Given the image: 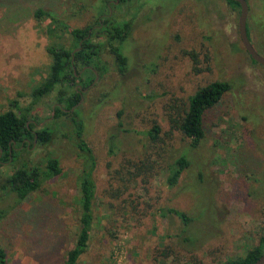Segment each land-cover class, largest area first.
<instances>
[{
    "label": "rangeland",
    "instance_id": "1",
    "mask_svg": "<svg viewBox=\"0 0 264 264\" xmlns=\"http://www.w3.org/2000/svg\"><path fill=\"white\" fill-rule=\"evenodd\" d=\"M248 2V34L264 57V0ZM113 4L0 0V114L15 100L22 106L32 102L33 89L50 69L49 46L72 44L68 29L47 33V13L84 28L97 25ZM40 9L46 13L42 18L36 16ZM240 11L228 0H131L112 7L110 16L118 23L131 22L120 44L127 70L119 72L114 54L105 49L106 68L77 105L95 154L97 186L90 247L78 264H223L260 242L264 66L242 43ZM216 80L230 82L232 89L206 111V136L192 147L170 119ZM58 92L33 109L34 129L53 128L52 140L19 149L16 161L0 166V246L9 264H64L80 230L82 160L70 121L53 117ZM155 123L156 142L148 134ZM184 154L190 164L171 187L169 165ZM48 157L60 160L59 175L24 200L6 192V173L24 163L44 164ZM169 208L185 212L190 221Z\"/></svg>",
    "mask_w": 264,
    "mask_h": 264
},
{
    "label": "trees",
    "instance_id": "2",
    "mask_svg": "<svg viewBox=\"0 0 264 264\" xmlns=\"http://www.w3.org/2000/svg\"><path fill=\"white\" fill-rule=\"evenodd\" d=\"M128 0H122L127 2ZM233 7H239L235 0H228ZM115 6V3L111 6ZM110 12V8L108 10ZM46 15L43 10L36 11V16L42 18ZM50 22L46 29L51 36L57 35L58 31H68L71 34V46L51 45L48 52L52 56V62L48 75L32 91V102L22 106L15 100L13 108L0 114V166L3 162H14L18 155L17 146L27 140L31 141L33 147L35 139L40 145L48 144L55 134L53 128L48 126L33 132L32 129L37 121L33 114L34 105L46 95L59 88V104L53 108V117L58 119L66 117L71 123L73 138L79 149V157L82 160V171L80 181V230L75 243L66 255L64 264H78L81 256L90 247L91 233L94 224V200L96 198V182L94 170L96 159L93 149L85 139L84 118L79 115L77 106L83 97L82 90L77 88L80 84L88 88L105 69L102 54L105 49L114 54L118 70L122 74L127 70V57L120 50V44L126 39L131 31V22L118 23L114 17L106 16L103 22L97 25L84 28H72L59 18L50 16ZM100 39V40H97ZM77 49V50H76ZM195 57V54L192 53ZM103 64V65H102ZM104 66V67H103ZM80 74V75H79ZM232 89V84L225 80H216L199 88L189 97L188 105L183 112L171 117V126L185 136L191 138V146L201 144L206 136L204 127V116L208 109L217 105L222 97ZM75 107L74 110H72ZM119 116L122 114L118 113ZM66 124L63 121L58 124ZM121 123V122H120ZM54 126V127H55ZM160 126L155 123L148 131L153 141L159 139ZM36 135V137H35ZM20 153V152H19ZM13 158V159H12ZM190 161L186 155H181L169 165V186H175L184 170L189 166ZM62 172L61 162L57 157H48L44 164L15 167L12 173H6L4 189L7 193L15 194L20 200H24L32 192L38 190L42 183ZM169 213L176 214L186 223L190 221L187 214L176 208H169ZM264 253V233L260 242L250 248L243 257L228 258L223 264H253ZM0 264H9L6 250L0 246Z\"/></svg>",
    "mask_w": 264,
    "mask_h": 264
},
{
    "label": "water",
    "instance_id": "3",
    "mask_svg": "<svg viewBox=\"0 0 264 264\" xmlns=\"http://www.w3.org/2000/svg\"><path fill=\"white\" fill-rule=\"evenodd\" d=\"M240 5V17H239V33L242 43L251 57L264 66V57L261 56L253 46L249 34H248V15H249V2L248 0H235ZM77 50V49H76ZM75 107L72 109L74 110ZM253 264H264V253Z\"/></svg>",
    "mask_w": 264,
    "mask_h": 264
},
{
    "label": "flooded vegetation",
    "instance_id": "4",
    "mask_svg": "<svg viewBox=\"0 0 264 264\" xmlns=\"http://www.w3.org/2000/svg\"><path fill=\"white\" fill-rule=\"evenodd\" d=\"M114 1V3H116V4H118L119 2H121L122 0H113ZM129 1H131V0H128L127 2H129ZM126 2V3H127ZM109 8H110V12H108L107 14H102V17L99 19V21L102 23L103 22V16H110L111 14H112V9H111V6H109ZM80 75V74H79ZM77 88H80L82 91H84L85 90V88H83L80 84L78 85V87ZM56 106H54V108H55ZM36 125H38V123H37V121H35V126ZM32 131L33 132H35L36 133V131H38V130H35L34 128L32 129ZM35 137H36V135H35ZM25 143H26V141H23L22 143H21V145H19V146H17L16 147V149H23L24 147H25ZM34 143H37V140L35 139V141H34ZM30 144H31V141H29V140H27V147L26 148H29L30 147ZM36 145V144H35ZM3 163H7V162H3Z\"/></svg>",
    "mask_w": 264,
    "mask_h": 264
}]
</instances>
